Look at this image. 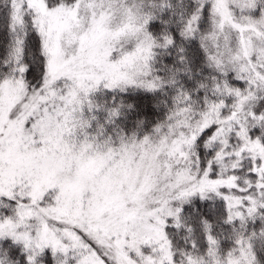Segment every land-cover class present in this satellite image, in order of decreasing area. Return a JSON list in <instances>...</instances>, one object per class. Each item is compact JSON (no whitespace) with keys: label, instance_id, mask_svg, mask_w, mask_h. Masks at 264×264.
Wrapping results in <instances>:
<instances>
[{"label":"snow or ice","instance_id":"6c2138e0","mask_svg":"<svg viewBox=\"0 0 264 264\" xmlns=\"http://www.w3.org/2000/svg\"><path fill=\"white\" fill-rule=\"evenodd\" d=\"M0 264H264V0H0Z\"/></svg>","mask_w":264,"mask_h":264}]
</instances>
